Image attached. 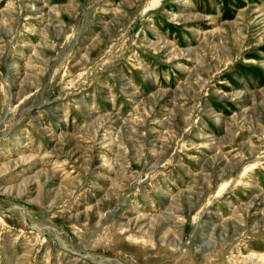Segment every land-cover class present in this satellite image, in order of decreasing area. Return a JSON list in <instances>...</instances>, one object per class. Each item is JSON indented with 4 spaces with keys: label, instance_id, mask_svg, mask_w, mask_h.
I'll return each mask as SVG.
<instances>
[{
    "label": "rangeland",
    "instance_id": "1",
    "mask_svg": "<svg viewBox=\"0 0 264 264\" xmlns=\"http://www.w3.org/2000/svg\"><path fill=\"white\" fill-rule=\"evenodd\" d=\"M0 264H264V0H0Z\"/></svg>",
    "mask_w": 264,
    "mask_h": 264
}]
</instances>
